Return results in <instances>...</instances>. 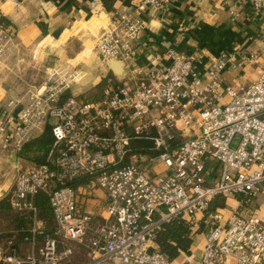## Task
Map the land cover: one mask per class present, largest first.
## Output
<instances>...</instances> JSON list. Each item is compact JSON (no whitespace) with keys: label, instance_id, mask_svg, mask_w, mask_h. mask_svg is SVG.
I'll list each match as a JSON object with an SVG mask.
<instances>
[{"label":"built area","instance_id":"1","mask_svg":"<svg viewBox=\"0 0 264 264\" xmlns=\"http://www.w3.org/2000/svg\"><path fill=\"white\" fill-rule=\"evenodd\" d=\"M172 1L139 0L99 32L94 49L101 64L112 71L116 61L122 69L120 76L112 71L99 98L62 99L82 72L56 59L41 85L0 102L4 149L20 152L47 125L53 135L44 163L17 165L9 196L13 210L33 214L25 241L36 246L41 236L42 245L25 256L9 248L5 264H68L77 246L88 251L83 264H173L157 242L159 232L174 220L196 226L199 214L206 244L194 264H264V220L210 209L217 197H240L245 206L264 193V64L255 80L237 87L224 86L222 77L236 61L232 53L210 60L204 72L199 54L174 46L167 61L147 52L150 66L137 65L146 14L167 10ZM246 1L251 18L262 20V46L241 53L238 66L264 55V0ZM14 47V32L0 29V60ZM40 192L53 211V232L38 218Z\"/></svg>","mask_w":264,"mask_h":264},{"label":"crops","instance_id":"2","mask_svg":"<svg viewBox=\"0 0 264 264\" xmlns=\"http://www.w3.org/2000/svg\"><path fill=\"white\" fill-rule=\"evenodd\" d=\"M93 1L0 0V14L9 20V24L0 26V29L14 32L13 56L33 55L35 61L40 56L51 65L56 59L74 60L80 64L84 63L80 60L87 57L90 62L82 64L81 82L85 88L95 86L112 72L101 64V57L94 49L97 35L115 14L139 0H96V7H93ZM250 13L246 0H173L167 10L155 15L146 14L149 24L137 41L134 62L144 67L150 66L147 52L167 61V49L174 46L183 52L199 54L201 63L198 68L204 72L210 60L232 53L236 61L222 73L224 86L247 84L260 75L264 64V55L256 64H236L241 53L261 52L262 20H253ZM94 16L100 17V20ZM99 21H106V24L100 26ZM94 70L99 73L96 74ZM11 96V90L0 82V102L6 103ZM229 99V96H225L223 102ZM44 130L33 132L32 138L41 135ZM18 164L29 166L35 162L21 157L20 152L6 150L0 145V264H5L2 258L14 239L15 248L21 256L42 245L41 236L36 246L20 238L19 227L22 224L17 221L16 213L2 204V200L11 195ZM239 198H227L225 209H237L245 215L256 213L264 220L261 216L264 214V193L245 206H241ZM92 203L94 213L102 221L98 217L101 213L98 201L92 200ZM198 217L201 221L194 226L191 252L181 253L172 260L173 264H194L203 256L207 227L203 215L199 214ZM88 258L87 249L81 247L80 252L75 251L69 258L68 264H83ZM228 264L236 263L228 261Z\"/></svg>","mask_w":264,"mask_h":264},{"label":"trees","instance_id":"3","mask_svg":"<svg viewBox=\"0 0 264 264\" xmlns=\"http://www.w3.org/2000/svg\"><path fill=\"white\" fill-rule=\"evenodd\" d=\"M9 24V20L0 14V26H6ZM113 75H110L102 80L98 85L100 87V95L103 93L104 89L109 83V78ZM97 99V98H95ZM81 100H88L86 98H81ZM53 144V135L51 126L47 125L44 132L30 140H28L23 148L20 151V156L35 162V164H41L46 161L48 152ZM4 201V200H2ZM6 201L9 204V207L12 209L10 204V198L6 197ZM35 202L38 207V218L42 222V227L45 231L53 232L55 228V220L53 211L49 204L48 196L44 192H40L35 197ZM226 199L224 197H217L213 200L211 204V210H216L217 208H225ZM13 210V209H12ZM15 211V210H13ZM17 221L22 224L20 230V238L25 241L26 237L30 234V230L34 224V217L30 211H16ZM51 219L54 222L52 228L47 226L46 222L48 219ZM193 232L194 225L189 221L181 219L174 220L165 225L164 229L159 232L157 236V242L162 251L167 253L172 259L176 258L181 253L189 254L191 252V246L193 242ZM15 239L10 242L8 249L15 247ZM60 248H62L60 244ZM7 249V250H8Z\"/></svg>","mask_w":264,"mask_h":264},{"label":"rangeland","instance_id":"4","mask_svg":"<svg viewBox=\"0 0 264 264\" xmlns=\"http://www.w3.org/2000/svg\"><path fill=\"white\" fill-rule=\"evenodd\" d=\"M15 54V53H14ZM14 54H10L6 60H0L2 64L0 65V82L2 85L6 86L9 90H11V94L13 97H21L23 96L29 88L37 87L41 85L47 75V69L51 66L48 62H46L42 57L37 56V61L34 60L32 56H13ZM35 58V59H36ZM87 57L83 59H79L80 63L77 61H68L62 60L60 61L65 68L74 73L75 70H79L82 72V64L89 63L90 61L87 60ZM78 60V61H79ZM77 65V66H76ZM97 74L99 72L95 71ZM83 73V72H82ZM113 75L112 72L108 75ZM107 76V77H108ZM114 77V76H112ZM115 78V77H114ZM105 80V78H103ZM99 85L84 87L81 79L79 81L74 82L71 87L65 92L62 99H66L71 95H75L77 97L86 98V99H95L98 98L100 95V87ZM85 88V89H84ZM2 204L5 205L6 208H10L6 198L3 199ZM264 211V210H263ZM16 212V211H14ZM261 216L264 218V214ZM48 221L46 222L47 226L50 228L53 227L54 222L47 218ZM63 244H61L62 246ZM63 247V246H62ZM81 247H76V252H80Z\"/></svg>","mask_w":264,"mask_h":264},{"label":"water","instance_id":"5","mask_svg":"<svg viewBox=\"0 0 264 264\" xmlns=\"http://www.w3.org/2000/svg\"><path fill=\"white\" fill-rule=\"evenodd\" d=\"M119 65V63H117L116 61H113V62H111L110 64H109V66H110V68L112 69V71L115 73V74H117V75H121L122 74V71H121V69L119 70L118 68H117V66Z\"/></svg>","mask_w":264,"mask_h":264},{"label":"bare ground","instance_id":"6","mask_svg":"<svg viewBox=\"0 0 264 264\" xmlns=\"http://www.w3.org/2000/svg\"><path fill=\"white\" fill-rule=\"evenodd\" d=\"M94 15H95V14H94ZM94 17H95L97 20H100V17H97V16H94ZM105 22H106V21H105ZM105 22H103V21H99L100 26H101V25H105V24H106ZM117 68H118V69H119V68L121 69V66L118 65ZM120 69H119V70H120ZM121 71H122V69H121Z\"/></svg>","mask_w":264,"mask_h":264}]
</instances>
